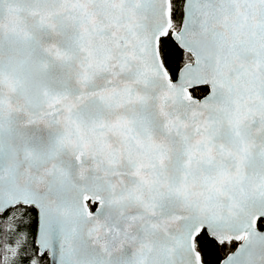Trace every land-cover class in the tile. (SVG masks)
I'll use <instances>...</instances> for the list:
<instances>
[{"label":"snow or ice","instance_id":"obj_1","mask_svg":"<svg viewBox=\"0 0 264 264\" xmlns=\"http://www.w3.org/2000/svg\"><path fill=\"white\" fill-rule=\"evenodd\" d=\"M0 264H264V0H0Z\"/></svg>","mask_w":264,"mask_h":264}]
</instances>
